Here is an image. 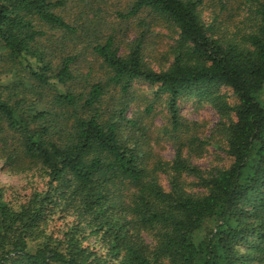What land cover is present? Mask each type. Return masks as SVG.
<instances>
[{
    "label": "trees",
    "instance_id": "obj_1",
    "mask_svg": "<svg viewBox=\"0 0 264 264\" xmlns=\"http://www.w3.org/2000/svg\"><path fill=\"white\" fill-rule=\"evenodd\" d=\"M205 3L132 0L118 14L177 33L157 70L143 55L146 31L124 49L116 27L68 21V0H0V161L48 178L15 202L0 185V264H264V0H232L250 10L232 34L205 22ZM88 53L103 78L76 71ZM135 82L167 99L171 161L154 156L148 127L127 116ZM185 98L219 113L227 166L190 160L205 141L189 135ZM56 216L74 217L61 234Z\"/></svg>",
    "mask_w": 264,
    "mask_h": 264
},
{
    "label": "rangeland",
    "instance_id": "obj_2",
    "mask_svg": "<svg viewBox=\"0 0 264 264\" xmlns=\"http://www.w3.org/2000/svg\"><path fill=\"white\" fill-rule=\"evenodd\" d=\"M132 0H68V6L64 10L66 19L72 23L82 22L83 26H89L91 29L96 28L99 20L105 25L116 27L118 38L122 41L123 47L127 43L137 40L143 31L145 32L144 58L155 69L161 68L167 64L170 59V50L174 44L177 33L167 25L158 26L152 21V18L141 15L134 20H122L118 17L119 13L125 12ZM220 0H206L203 7L200 8L201 15L207 24L217 27V32L229 31L232 34L237 28L243 25V21L248 16L249 8H241L232 4V0H223L227 2V9L236 14L237 20L228 21V12L222 10ZM96 15V18L94 16ZM219 15V17H217ZM100 18V19H99ZM144 18L146 25L139 27V19ZM147 18V19H146ZM49 37L55 43L65 48L66 41L63 33L54 31L49 32ZM80 47V46H79ZM63 48V49H64ZM102 62L98 61L91 53L83 57L79 67L76 68L78 73L85 74L93 69V78H103L104 70ZM158 86H151L144 82H135L130 93L129 101L131 105L128 112L129 118L139 119L142 126L148 127V147L156 158H162L167 161L173 160L175 156L174 141L167 135L166 129H170V114L166 105V97L157 98L156 92ZM229 97L230 102H235L233 92L228 88L221 90ZM152 108L149 111V108ZM179 110L183 121L190 127L189 135H197L205 141L203 149L199 153L191 156L193 164L205 169L214 167H225L229 163V158L225 152V142L219 133V124L222 122L217 110L204 100L191 98L182 99L179 103ZM147 147V145H146ZM147 147V148H148ZM148 150V151H149ZM48 178H43L37 173L33 174L8 171L3 161H0V185L9 188L8 199L24 200L27 195L36 190H45L47 188ZM167 183V182H165ZM56 221L54 230L61 234V229L66 222L74 220V217L65 219L55 217ZM68 220V221H67ZM88 244L96 249H100L97 239L90 237Z\"/></svg>",
    "mask_w": 264,
    "mask_h": 264
}]
</instances>
